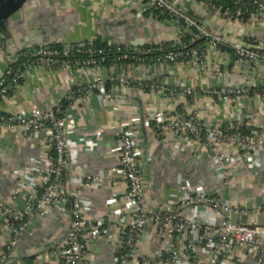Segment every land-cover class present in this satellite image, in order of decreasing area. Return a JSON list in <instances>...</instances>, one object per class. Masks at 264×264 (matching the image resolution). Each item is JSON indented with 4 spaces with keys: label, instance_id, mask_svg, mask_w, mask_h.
<instances>
[{
    "label": "crops",
    "instance_id": "1",
    "mask_svg": "<svg viewBox=\"0 0 264 264\" xmlns=\"http://www.w3.org/2000/svg\"><path fill=\"white\" fill-rule=\"evenodd\" d=\"M195 16L209 31L225 39L226 47L248 42L264 52V19L248 22L230 19L228 14L211 11L200 0H168ZM148 11L145 0H29L11 20L9 30H0V78L5 75L9 57L35 51L51 44H80L101 38L112 45H122L134 52L150 44L181 40L173 20H160ZM101 77L113 102L97 94L76 99L65 113V134L69 164L63 182L69 195L78 196L93 219H105L111 228L91 249L95 264H112L119 223L130 210L120 174H110L103 184L84 188L86 177L104 175L120 168L118 153L123 132L130 130L140 141V171L145 180L146 200L156 211L177 209L176 202L190 186L245 205L257 213L258 225L264 226V149H258L243 161L227 185L221 175L225 168L190 138L176 139L173 133L159 136L156 117L176 109L186 115L198 113L205 122L225 124L242 122L245 132L264 131V63L256 65L239 60L235 51H219L211 41L197 61L177 65L144 62L120 66L49 69L32 66L24 72L19 87L0 101V115H28L33 109L60 112L69 93ZM126 77L130 86L112 82V77ZM166 91H159L158 86ZM224 87L247 89L236 100H220L203 91ZM192 88V97L183 94ZM117 108V109H116ZM46 131L22 137L17 130L0 132V204L20 211L27 207L30 185L25 175L31 164L46 156ZM250 207V209L248 208ZM182 216L210 220L220 224V213L204 208L176 210ZM197 216V217H196ZM71 217L59 209L46 216L33 215L26 232L18 240L16 260L28 264H58V250L70 231ZM153 230L142 236L143 253L151 256ZM0 230V252L6 248ZM238 264H252L246 252ZM5 264H11L10 262Z\"/></svg>",
    "mask_w": 264,
    "mask_h": 264
},
{
    "label": "built area",
    "instance_id": "2",
    "mask_svg": "<svg viewBox=\"0 0 264 264\" xmlns=\"http://www.w3.org/2000/svg\"><path fill=\"white\" fill-rule=\"evenodd\" d=\"M147 9L156 8L176 22L180 34L190 29L193 39H209L214 48L221 51L227 46L225 39L212 34L209 29L185 10L178 8L168 0H145ZM257 9L251 13L250 19H264V0H258ZM206 4V3H205ZM207 5V4H206ZM242 12L234 19L240 21ZM230 19L233 17L230 16ZM182 36V35H181ZM180 42V41H179ZM92 42H90L91 44ZM84 44H65L62 49L49 46L35 51H25L9 57L8 69L0 78V98L5 99L8 84L17 87L23 80L24 72L32 66H43L49 69H65L78 67L102 68L108 61L106 51L101 49L97 53L99 58H91L84 65L73 64L65 60L74 50L83 51ZM233 50L239 60L251 64L264 63V52L251 47L248 42L234 44ZM121 53L116 61L132 59L131 49L118 45ZM150 50L147 51L149 53ZM201 55L197 50L186 53L170 52L163 56L139 59V62L156 65H177L180 58L197 61ZM23 58H30L22 63L19 69L14 66ZM114 65H119L115 62ZM121 66V65H120ZM112 82H119L123 86H130V81L122 77H112ZM79 90L69 93L66 100L75 101L84 95L97 94L113 102L107 94V86L101 77L78 87ZM159 91H166L164 86H158ZM248 93L247 89L224 87L203 91V94L220 100H236ZM183 94L194 96L195 90L186 88ZM117 109V108H116ZM59 111H43L33 109L30 114L0 115V132L17 130L22 137L46 131V156L30 165L25 178L30 185L27 197V207L20 211L6 204H0V221L2 233L6 238V248L0 252V264H23L16 260L14 248L26 232L29 219L33 215L46 216L52 210L59 209L71 217L69 234L64 244L58 250V264H95L91 249L111 228L103 219H93L86 214V207L79 197L71 196L66 190L63 176L69 164L68 143L65 134V118L59 119ZM157 132L161 137L173 133L176 139L186 137L200 144L207 151L215 154V159L226 171L222 173V180L227 185L232 180L237 168L245 160H249L258 149H264V131L245 132L242 122H227L225 124H210L201 115L195 113L186 115L174 109L169 114L159 115L155 119ZM121 147L118 153L120 168L112 169L104 175L88 176L82 181L84 188L103 184L110 179V174H120L125 183L126 200L130 210L126 218L120 221L117 234V244L112 264H238L239 254L246 252L253 260L252 264H264V226L256 220V214L247 210L244 204L223 198L218 191L210 193L204 189H194L190 186L183 190V194L176 202L177 209L206 208L220 213L222 221L214 224L210 220H197L182 216L176 210L156 211L146 200V190L142 181L140 162V141L136 133L126 130L120 139ZM259 211H264L261 208ZM240 218L247 217L246 223H234L232 215ZM197 217V216H196ZM153 230V245L156 250L149 256L143 253L142 236L147 230Z\"/></svg>",
    "mask_w": 264,
    "mask_h": 264
},
{
    "label": "trees",
    "instance_id": "3",
    "mask_svg": "<svg viewBox=\"0 0 264 264\" xmlns=\"http://www.w3.org/2000/svg\"><path fill=\"white\" fill-rule=\"evenodd\" d=\"M200 1L205 2L211 11H214V12L220 11L222 15L228 14V16L233 17V19H235L237 17V13L241 11L242 15L240 17V21L242 22H248L250 19L251 13L255 12L258 6L256 3L258 2V0H200ZM146 14L148 16L152 14L155 18L160 19V20H170L171 19V17L163 14L161 10L156 9V8L148 9ZM197 20L200 21L199 19ZM190 31L195 32L194 29H190L187 33H183L181 36V40L178 43L171 42V43H166V44H161V45H156V44L147 45L143 47L140 51L131 53V57L133 58L128 59V60L116 61L121 55V53H119L117 50L118 45L109 44L105 41H102L101 38H97L91 44L90 42L81 43L85 45V47H83V51L77 53L74 50L67 58H65V60H69L73 64L79 63L80 65H84L85 62H87L93 57L99 58L97 53H92V52H95L101 49L106 51L105 56L108 57V61L103 64V67H110L114 65L115 62H118L119 65L121 66L132 65V64H136L139 59L147 58L149 60V59L163 56L170 52L186 53L192 50H197L199 54L202 56L203 53L206 51V44L209 42V39L194 40L192 33H190ZM49 47H52L55 49H62L64 45L51 44L49 45ZM123 47L125 48V46ZM148 50H150L149 53H147ZM221 50L224 52L225 51H229L232 53L234 52V50L226 46H222ZM29 60L30 58H23L20 61V63L14 66V68L19 69L22 63H25ZM188 60L189 59L187 58H180L179 62L188 61ZM21 83H22V80L19 81V84ZM15 89H16V86L9 83L7 97L11 95ZM78 90L79 88H76L74 90V93H76ZM1 100L2 98H0V101ZM72 102L73 101L71 100H65L62 103L61 108H60V113L57 114V117L59 119L65 118V113L63 112L71 105ZM55 111L57 112V110ZM1 228H2V221H0V230ZM27 263L33 264V258H28Z\"/></svg>",
    "mask_w": 264,
    "mask_h": 264
},
{
    "label": "water",
    "instance_id": "4",
    "mask_svg": "<svg viewBox=\"0 0 264 264\" xmlns=\"http://www.w3.org/2000/svg\"><path fill=\"white\" fill-rule=\"evenodd\" d=\"M29 0H0V30L3 32H7L9 30V23L10 20L18 13L20 12L26 3ZM143 184L145 182L144 179H142ZM250 209V207H248ZM231 220L234 223H238L241 221L242 223H246L247 217H239L238 215L234 214L231 216Z\"/></svg>",
    "mask_w": 264,
    "mask_h": 264
}]
</instances>
